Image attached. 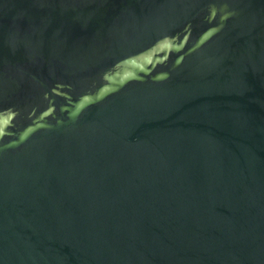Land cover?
<instances>
[{"label": "water", "instance_id": "1", "mask_svg": "<svg viewBox=\"0 0 264 264\" xmlns=\"http://www.w3.org/2000/svg\"><path fill=\"white\" fill-rule=\"evenodd\" d=\"M0 264H264V0H0Z\"/></svg>", "mask_w": 264, "mask_h": 264}]
</instances>
